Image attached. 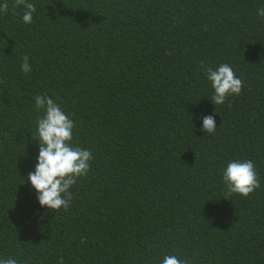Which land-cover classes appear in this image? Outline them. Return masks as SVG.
<instances>
[{
	"label": "trees",
	"instance_id": "trees-1",
	"mask_svg": "<svg viewBox=\"0 0 264 264\" xmlns=\"http://www.w3.org/2000/svg\"><path fill=\"white\" fill-rule=\"evenodd\" d=\"M28 2L31 23L13 0L0 13V259L264 264V0ZM201 62L230 65L241 93L213 104ZM38 94L92 152L67 210L40 206L27 180ZM244 160L260 187L228 195L223 169Z\"/></svg>",
	"mask_w": 264,
	"mask_h": 264
},
{
	"label": "clouds",
	"instance_id": "clouds-1",
	"mask_svg": "<svg viewBox=\"0 0 264 264\" xmlns=\"http://www.w3.org/2000/svg\"><path fill=\"white\" fill-rule=\"evenodd\" d=\"M19 6L24 8L23 22L31 23L36 6L28 0H13V9ZM8 9L5 0V3L0 4V13L7 14ZM257 16L264 17V7L257 9ZM201 67L214 90L211 98L213 104L222 105L226 97L241 93L243 81L227 63H222L213 69L201 62ZM20 68L25 73L31 71L27 55L23 57ZM34 100V107L43 110V115L36 120L39 152L35 169L29 172L27 180L35 189L40 206H46L49 210L61 208L67 210L72 199L71 188L78 177L87 175L89 162L93 158L92 152L71 144L74 122L55 100L46 94H38ZM216 127L213 115L203 116V132L213 133ZM222 180L228 195L239 194L247 197L260 187L256 166L251 160L229 161L223 169ZM0 264H17V260L12 257L0 259ZM161 264H190V262L175 255H167L163 257Z\"/></svg>",
	"mask_w": 264,
	"mask_h": 264
}]
</instances>
